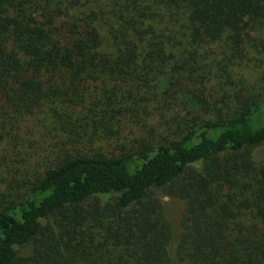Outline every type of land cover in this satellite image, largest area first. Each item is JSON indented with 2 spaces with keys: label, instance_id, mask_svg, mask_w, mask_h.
I'll return each mask as SVG.
<instances>
[{
  "label": "trees",
  "instance_id": "1",
  "mask_svg": "<svg viewBox=\"0 0 264 264\" xmlns=\"http://www.w3.org/2000/svg\"><path fill=\"white\" fill-rule=\"evenodd\" d=\"M0 264H264V0H0Z\"/></svg>",
  "mask_w": 264,
  "mask_h": 264
},
{
  "label": "rangeland",
  "instance_id": "2",
  "mask_svg": "<svg viewBox=\"0 0 264 264\" xmlns=\"http://www.w3.org/2000/svg\"><path fill=\"white\" fill-rule=\"evenodd\" d=\"M256 155L258 159H261L263 156V150L258 149L256 151ZM165 205H166V212L168 213V216L173 220L175 217H180L183 209H185L184 204L175 198L172 197H164Z\"/></svg>",
  "mask_w": 264,
  "mask_h": 264
}]
</instances>
